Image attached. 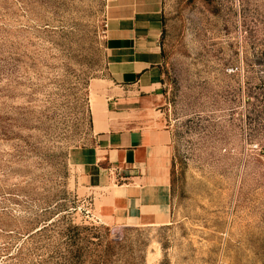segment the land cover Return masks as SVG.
<instances>
[{
    "label": "rangeland",
    "instance_id": "1",
    "mask_svg": "<svg viewBox=\"0 0 264 264\" xmlns=\"http://www.w3.org/2000/svg\"><path fill=\"white\" fill-rule=\"evenodd\" d=\"M115 1L0 0V264H73L62 237L23 238L56 217L106 228L109 264L120 241L133 264H264V0H160L173 157L158 226L104 225L69 167L92 143L87 86L108 74Z\"/></svg>",
    "mask_w": 264,
    "mask_h": 264
},
{
    "label": "crops",
    "instance_id": "2",
    "mask_svg": "<svg viewBox=\"0 0 264 264\" xmlns=\"http://www.w3.org/2000/svg\"><path fill=\"white\" fill-rule=\"evenodd\" d=\"M106 21L107 77L88 83L92 143L69 154L79 197L99 221L158 226L168 221L172 140L163 98L160 0H117Z\"/></svg>",
    "mask_w": 264,
    "mask_h": 264
},
{
    "label": "trees",
    "instance_id": "3",
    "mask_svg": "<svg viewBox=\"0 0 264 264\" xmlns=\"http://www.w3.org/2000/svg\"><path fill=\"white\" fill-rule=\"evenodd\" d=\"M170 192H171V179H170ZM62 220L50 219L47 222L42 223L39 227L33 228L31 231L24 234L23 238L33 239L34 237L46 235V234H56L68 242L70 250L68 253L70 255L74 254V260L72 258L73 264H83L81 259L85 255L93 256L97 260L90 261L91 264H109V257L113 255L111 244H103L101 239L108 238V231L106 228H103V234L101 229L97 227H84L71 225V223L65 224V227H61ZM96 240V243H94ZM122 240V239H121ZM121 242V241H120ZM117 242V253L115 255L122 259V264H133L132 256L133 249L128 246H123ZM126 258V259H124ZM119 260V261H120ZM129 260V261H128ZM142 261V258H141ZM160 264H166L162 262Z\"/></svg>",
    "mask_w": 264,
    "mask_h": 264
}]
</instances>
